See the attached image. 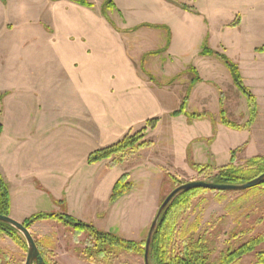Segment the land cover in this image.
<instances>
[{
    "label": "rangeland",
    "instance_id": "1",
    "mask_svg": "<svg viewBox=\"0 0 264 264\" xmlns=\"http://www.w3.org/2000/svg\"><path fill=\"white\" fill-rule=\"evenodd\" d=\"M90 1L98 8L105 3V0ZM178 1L184 4L181 7L170 4L163 10L149 7L148 16L131 22L169 26L152 33L151 39H144L143 33L135 36L139 40L135 54L138 64L155 76L150 79L157 85L154 91L162 108L157 114L156 129L148 128L141 133V139L135 137L132 146L116 149L109 158L115 164L111 171L104 174L97 170L93 173L95 180L84 178V188H90L88 196L99 200L111 180L126 174L124 180L130 185L118 198L113 211L100 214L105 206L102 208L103 202H98V216L92 210L84 211V217L94 226L100 225L102 231L142 243V249L157 210L171 190L190 181L213 180L210 173L230 163L231 158L233 167L244 168L249 158L264 152L263 145L258 144L259 135L264 132V81H260L264 76L257 78L255 72L260 65L258 73L264 75V55L255 59V55L247 56L255 46L264 48V0ZM36 6L37 0H8L6 13L15 16L27 10L36 14ZM171 37L173 45L168 50ZM151 50L153 54H147ZM222 57L237 68L243 85L255 97L258 116L255 123L245 128L243 124L249 117L247 97L233 82L231 67ZM180 108L184 112L174 115ZM193 113L202 115H190ZM223 117L241 129L234 130ZM141 127L128 133L129 136ZM143 143L148 144L138 149L137 144ZM191 163L204 167L194 168ZM71 169L75 171L74 166ZM67 180L59 182L58 194L72 193L67 186H75V180ZM7 184L12 187L9 197L15 204L13 217L19 215V210L30 216L51 208L52 198L41 195V190L34 191L30 181H26V188L19 189L23 193L14 190V180H8ZM52 192L56 193L53 188ZM173 200L176 205L182 202L180 207L173 208L178 213L182 233L209 239L213 264L221 251L238 250L253 240L260 239L252 244L251 251L240 258L235 256L232 263L254 264L256 255L264 254V184L245 190H198L182 197L177 195ZM56 213L61 221L42 219L36 222L48 221L33 223L28 228L47 260L58 264H144L143 254L134 251L118 252L107 259L85 255V233L64 225L62 215L68 213L63 210ZM0 250L10 264H24L27 244L19 231L14 237L0 233Z\"/></svg>",
    "mask_w": 264,
    "mask_h": 264
},
{
    "label": "crops",
    "instance_id": "2",
    "mask_svg": "<svg viewBox=\"0 0 264 264\" xmlns=\"http://www.w3.org/2000/svg\"><path fill=\"white\" fill-rule=\"evenodd\" d=\"M7 1L0 0V174L6 184L14 180V190L30 181L34 191L52 198L50 209L33 214L63 210L89 223L84 211L99 214L96 203L105 206L100 214L113 211L119 197L112 200L111 194L120 177L110 181L99 200L91 199L84 178L95 180L93 173L105 174L115 164L110 159L89 163V154L136 131L162 110L157 85L150 79L155 76L135 56V36L143 33L151 39L152 33L169 26L131 22L148 16L149 7L163 10L184 3L112 0L110 9L103 10L104 3L98 8L90 0H37L36 14L26 10L13 16L6 13ZM172 45L171 37L166 48ZM250 55H264V48L255 46ZM259 66L257 78L264 76ZM258 144L264 150V132ZM70 178L75 186H66L72 193L59 195V182ZM7 188L10 194L12 187ZM14 211L10 199V217L19 222L29 217L20 210L13 217Z\"/></svg>",
    "mask_w": 264,
    "mask_h": 264
},
{
    "label": "trees",
    "instance_id": "3",
    "mask_svg": "<svg viewBox=\"0 0 264 264\" xmlns=\"http://www.w3.org/2000/svg\"><path fill=\"white\" fill-rule=\"evenodd\" d=\"M81 3L87 4L84 1H80ZM90 5V4H87ZM112 5V0H106L103 7L104 9H110ZM225 64L231 67V75L233 78V82L237 84V86L241 89V91L246 95L247 102H248V110H249V117L248 121H246L245 124H243V128L249 126L252 122H254L256 117V101L255 97L252 94V92L246 88L240 77L237 73V68L229 63L224 57H222ZM181 107H183L184 102H181ZM184 112V108H180L178 111H175V113H182ZM223 112V110H221ZM195 117H199L202 114H190ZM158 118L154 117L144 122L143 126L141 127V130H139L136 134L133 136H129V134H126L123 136L122 139L117 141L114 144H111L107 147L97 149L93 152H91L88 156V162L93 163L102 159H109L114 153L116 149L121 148L122 146L129 145L132 146L133 143H135V137H142L141 133L145 130L153 129L156 127ZM223 120L225 123L229 124L233 129H241V127H237L236 125L229 122L225 117H223ZM148 144V143H146ZM145 143L143 144H137V148H141L142 146H146ZM151 144V141L149 142V145ZM115 163H119L115 162ZM246 167H233L232 166V158L231 162L220 166L216 168V172L210 173L211 176V182L219 183V184H244L259 175L264 173V155H258L254 156L252 158H249L246 163ZM191 165L196 167H204L201 164L198 163H191ZM207 169H209V165H205ZM126 177V174L121 175V177L117 180L113 187V191L111 194L112 200H116L118 197H120L123 193L126 192V187L130 185V182H126L124 178ZM210 181V180H209ZM264 184L262 182L259 185ZM254 186L248 189H252ZM204 191L208 189L203 188H193L189 190H184L179 192L177 195L180 197L185 196L188 192H194V191ZM175 195L173 199L177 196ZM171 200L168 205L163 209L156 226L154 228V231L151 236L149 248H148V264H213L211 261V255L213 253V248L211 247V243L209 239L205 238L204 235L194 236L192 234L190 235H184L180 229L179 223H178V213H176V210H173V208H178L182 205V202H176V204H173L174 200ZM180 203V204H179ZM0 214L9 216L10 214V197L8 193L7 185L3 179V177L0 174ZM58 214L56 212H39L30 215L28 218H26L22 223L26 228H29L34 222L42 219H55L60 220L61 216H57ZM64 225H71L75 231H82L85 233V239L84 244L86 245V251L87 253L85 255H88L89 257H100L103 259H107L108 257H112V255L116 253H121L123 251H134L137 253L143 254L144 259V253H145V241L144 247L142 249L141 245L142 243L138 244L134 240H127L121 237L120 235L113 234L108 231H102L100 229H97L92 224L83 222L80 220H76L73 217L69 215H62ZM62 220V219H61ZM60 220V221H61ZM0 233H6L10 236H15L16 233H18V230L11 227L10 225L0 222ZM260 241H252L249 244H243L240 246L238 250H233L230 252V249H226L220 252L219 256L217 257V262L215 264H231L234 262L235 258H240L243 254L251 251L252 244H255L256 242ZM36 243V242H35ZM37 245V243H36ZM38 247V245H37ZM39 249V247H38ZM40 252V250H39ZM43 260L41 263H34V264H58L56 262H51L50 260H47L44 255L40 252ZM264 254L259 253L256 256V261L254 264H264ZM100 261V260H98ZM0 264H10V260L7 259V257L1 252L0 250ZM145 264V262H144ZM233 264V263H232Z\"/></svg>",
    "mask_w": 264,
    "mask_h": 264
},
{
    "label": "water",
    "instance_id": "4",
    "mask_svg": "<svg viewBox=\"0 0 264 264\" xmlns=\"http://www.w3.org/2000/svg\"><path fill=\"white\" fill-rule=\"evenodd\" d=\"M262 182H264V173L244 184H219V183H215L211 181L197 180V181L186 182V183L180 184L179 186L175 187L173 190H171L167 194V196L161 202L157 210V213L147 232V236L145 238V253H144L145 264H148V248H149L151 236L156 226V223L163 209L168 205V203L173 199V197L177 195L179 192L184 191V190L193 189V188H203V189H208V190H220V191L245 190V189L257 186L261 184ZM0 222L6 223L10 225L11 227L15 228L24 237L26 244H27V253H26V259L24 261V264H34V263L42 262L43 258L39 252V249L34 239L30 231L28 230V228H26L22 222H19L10 216L2 215V214H0Z\"/></svg>",
    "mask_w": 264,
    "mask_h": 264
}]
</instances>
